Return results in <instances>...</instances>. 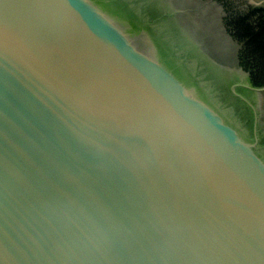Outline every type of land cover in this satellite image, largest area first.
Segmentation results:
<instances>
[{"label": "water", "instance_id": "95a60500", "mask_svg": "<svg viewBox=\"0 0 264 264\" xmlns=\"http://www.w3.org/2000/svg\"><path fill=\"white\" fill-rule=\"evenodd\" d=\"M170 3L0 0V264H264V85Z\"/></svg>", "mask_w": 264, "mask_h": 264}, {"label": "flooded vegetation", "instance_id": "af4514ba", "mask_svg": "<svg viewBox=\"0 0 264 264\" xmlns=\"http://www.w3.org/2000/svg\"><path fill=\"white\" fill-rule=\"evenodd\" d=\"M164 3L168 6L173 3H178V0H163ZM180 13L183 12L180 11L174 16L175 22L180 28H185V26H188L189 20H182V17L180 16ZM187 31V29L185 30ZM188 32V31H187ZM190 33V32H189ZM195 36L190 33L189 37L190 39H193L197 45V50L205 55L208 60L215 63L217 66L223 67L224 70H227L228 72L237 75V76H247L249 80L252 82V84L262 86L264 85V66H253V58L248 57L243 52H233L228 51L227 54H218L216 53L213 48L208 47L204 42H202V38L200 35V32H194ZM193 36V37H192ZM199 43V44H198ZM196 47V46H195ZM199 47V49H198ZM257 64V62H256ZM264 122V121H263Z\"/></svg>", "mask_w": 264, "mask_h": 264}, {"label": "rangeland", "instance_id": "374dc122", "mask_svg": "<svg viewBox=\"0 0 264 264\" xmlns=\"http://www.w3.org/2000/svg\"><path fill=\"white\" fill-rule=\"evenodd\" d=\"M226 17L229 23L232 25L241 41L246 45V39L244 37L245 23H251L258 18L261 14L252 13L250 11L254 8H264V0H210ZM264 17V13H262ZM245 16L247 18H245ZM245 18L244 21L242 19ZM244 22V23H243Z\"/></svg>", "mask_w": 264, "mask_h": 264}, {"label": "trees", "instance_id": "16d2710c", "mask_svg": "<svg viewBox=\"0 0 264 264\" xmlns=\"http://www.w3.org/2000/svg\"><path fill=\"white\" fill-rule=\"evenodd\" d=\"M261 13L253 22L245 23L244 37L246 39L245 51L248 57L253 58V66H264V8L258 7L250 11L252 13ZM245 18H247L245 16ZM242 19V21L245 20ZM244 23V22H243ZM257 62V64H256Z\"/></svg>", "mask_w": 264, "mask_h": 264}]
</instances>
